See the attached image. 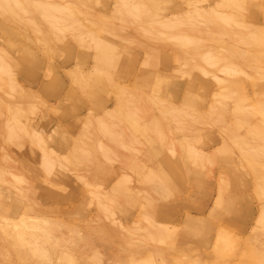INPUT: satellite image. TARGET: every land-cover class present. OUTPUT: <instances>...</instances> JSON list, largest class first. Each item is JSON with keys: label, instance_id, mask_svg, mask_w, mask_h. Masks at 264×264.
Masks as SVG:
<instances>
[{"label": "rangeland", "instance_id": "374dc122", "mask_svg": "<svg viewBox=\"0 0 264 264\" xmlns=\"http://www.w3.org/2000/svg\"><path fill=\"white\" fill-rule=\"evenodd\" d=\"M34 1L21 18L0 8V264H264V0H141L153 18L138 20L115 14L133 0H51L71 6L62 30ZM188 14L194 43L158 25ZM94 37L116 56L111 81ZM122 92L138 119L106 118ZM163 106L187 109L188 129ZM233 137L263 155L250 162Z\"/></svg>", "mask_w": 264, "mask_h": 264}, {"label": "bare ground", "instance_id": "6f19581e", "mask_svg": "<svg viewBox=\"0 0 264 264\" xmlns=\"http://www.w3.org/2000/svg\"><path fill=\"white\" fill-rule=\"evenodd\" d=\"M127 1V0H126ZM26 0H0V8L2 10L3 13H7L8 15H10L11 17L13 18H21V14L22 13H26V12H30V9L27 8L26 5H24L23 3H25ZM34 7L39 11L41 12V15L43 16V18L48 22V25L52 28H55L57 27L58 29L60 28V30L66 28L67 26H69V22L71 20V18H68V16H71L73 15L71 13V6L69 4H65V5H59V4H56L54 2H52L51 0H35L34 1ZM160 7V6H159ZM158 7V8H159ZM152 8V5L151 4H147L146 2L144 1H138V0H133V1H130V5L129 7L127 8H117V11L115 12V14H119L121 12L124 11V15H127V14H130L132 15L133 17H135L137 20L140 19L141 17H144V19L146 18H153V16L149 15L148 11ZM144 15V16H143ZM203 18H205L206 20H210L212 17L217 19L215 22H224V23H228V22H231V19L228 18V17H223L219 14H210V13H201L200 14ZM219 17V18H217ZM70 19V20H69ZM192 19H195V14L191 15V14H188V15H184L182 17H179V18H175V19H169V20H165V21H162V22H159V26L160 28H163L165 30H168L170 31L169 32V35L173 38H177L179 40H181L182 42H190V43H194L196 42L195 40L198 38L196 35V33L198 32V28L195 27V25H192L190 26V32L193 34L191 36L190 35H186V32L185 31H182L180 30V27L185 23V22H190V20ZM71 23L73 24V26H75L76 24V21L75 22H72ZM65 26V27H64ZM259 30V29H258ZM194 32V33H193ZM264 32V31H263ZM160 33V31L158 32ZM255 35H259V33L261 34L262 33V30L261 31H255L253 32ZM191 36V37H190ZM99 37H104L103 35L102 36H99ZM248 38H251L253 39L254 35L251 34V35H248L247 36ZM94 42H95V47L98 49V53L96 54V59H97V65H96V68L95 70L97 72H103L105 73V77L102 78V80L105 81H111L112 79V74H109V72L111 71V69H113L116 65V56L114 54H112L111 50L105 46H103L99 41L98 39H96L95 37L93 38ZM243 42L246 43V41H249V42H252L248 39H241ZM113 41V39H112ZM114 43H115V40H114ZM118 46V45H116ZM212 58V56H211ZM1 64V63H0ZM120 64V63H119ZM119 67V66H118ZM200 70H202L203 68L202 67H199ZM148 70V73L150 74L149 72V69H143L142 72H140V74H142L143 72H145L147 74V71ZM144 73V74H145ZM197 73V72H196ZM139 74V75H140ZM149 74L147 75H143L142 77L143 78H148L146 76H148ZM137 76V80L139 79H143L142 77L140 76ZM149 79V78H148ZM145 80V79H144ZM140 81V80H139ZM142 81V82H141ZM140 82L136 81L138 84H141V88H144L148 85H144L145 82H143V80H141ZM135 82V84L137 85V83ZM144 83V84H143ZM147 83V82H146ZM152 83V82H151ZM149 84V82H148ZM144 85V87L142 86ZM135 86V85H134ZM139 87V85L137 86ZM150 87L151 84H150ZM122 88V87H121ZM119 87V89H121ZM147 88V87H146ZM150 89V88H149ZM151 90V89H150ZM149 91V90H148ZM160 91V90H159ZM162 93V92H160ZM160 97V96H159ZM166 99V98H165ZM155 103V102H154ZM185 105V104H184ZM128 108V109H126ZM122 111L124 110H127V115L124 114L125 116L129 117L128 115L130 116H133L135 118L138 119L137 115H139V113H144L146 108H144L142 105H140V102L139 100L132 94H126V93H123L122 92V95L119 96V99L117 100L116 102V105H115V109H113L111 112H108L106 113V118H109V119H112V120H115L117 115ZM232 110V109H231ZM161 111L163 113V115L167 116V118L169 119L170 117H174L176 119H178V128L181 129V130H187L188 129V124L186 123L185 121V117L187 115H189V112L187 109L185 108H178V107H174V106H163L161 108ZM195 111V110H194ZM252 111V110H251ZM254 111V110H253ZM255 111L259 112L263 118H264V106L262 104H259L256 106L255 108ZM243 112V116H246L247 115V112L244 111L243 107L240 106L239 104L236 105V108H235V113H238V114H242ZM133 113V115H132ZM213 115H215L216 117H219V114L217 112V110H214L213 111ZM134 117H132L134 119ZM129 117V121H132ZM13 119V118H12ZM11 121H14L12 120ZM167 119V120H168ZM106 120V119H105ZM105 120H101L98 122V126H99V129H101L105 134H107V136H109L112 140H115L118 144H124L122 139L119 137V134L117 132H115V129L113 128V126L115 125L113 122H111L110 124L108 122H106ZM9 121L7 123V125L11 122ZM13 123V122H12ZM162 122H160V120H158L157 118H153L151 120V122L149 123V126L150 128H153V130L156 131V133L160 134L162 133L161 131V124ZM16 125V123H15ZM134 127L137 126V121L136 123L133 124ZM131 125V126H133ZM13 126V125H12ZM12 126H7L6 129L8 128H13ZM138 127V126H137ZM173 127V126H171ZM16 128L17 130L19 129L16 125ZM131 128V127H130ZM145 128H148L145 127V125L142 126V130L145 129ZM137 129V128H136ZM14 130V129H12ZM256 131V127H252L250 128L249 130V133L250 134H254ZM11 129H10V134H11ZM19 132V130H18ZM8 133H9V130H8ZM15 133V131H13V134ZM147 134V132H145ZM8 137L10 136L9 134H7ZM16 135V134H14ZM147 136V135H145ZM14 136H12L13 138ZM264 137V136H263ZM15 138V137H14ZM16 138L18 139V137L16 136ZM148 137H146L147 139ZM145 139V140H146ZM233 143L239 147V149L243 151V155L250 161V162H256L258 160V158L263 155V149L260 145H253L250 143V141L248 140V138H237V137H233ZM260 139H264V138H260ZM148 140V139H147ZM148 142V141H146ZM183 143V148L186 146V143L187 141H181ZM161 145V144H160ZM179 145V144H178ZM189 147H191V150H192V153H194L193 151V146L191 145H188ZM40 149V148H38ZM173 150V149H172ZM188 150V149H187ZM195 150V148H194ZM168 151H170V149H168ZM197 150H195L196 152ZM39 152L41 153V151L39 150ZM173 153L174 155V152H171ZM186 153H188L186 151ZM197 154V153H196ZM194 155V159H196L197 155ZM188 154H186V157H187ZM176 157V156H175ZM191 157V156H189ZM187 157V159L189 158ZM180 158V157H178ZM177 158H175L176 160ZM191 159V158H190ZM199 159V158H197ZM189 160V159H188ZM47 161L49 162H46L48 164H46V167L48 166H51V161L48 159ZM195 162V161H194ZM50 163V164H49ZM181 163V162H180ZM196 163V162H195ZM255 164V163H254ZM53 165V164H52ZM258 165L254 166V167H257ZM54 167V166H53ZM259 167V166H258ZM48 168H51V167H48ZM54 169V168H53ZM263 169V168H262ZM262 171V170H261ZM53 172V171H52ZM254 172V171H253ZM263 174H264V171H262ZM262 177V176H261ZM146 179V178H145ZM262 180V179H260ZM264 180V179H263ZM263 182V181H261ZM260 182V183H261ZM263 184V183H262ZM264 188V187H263ZM260 194H264V189H262L260 191ZM264 196V195H262ZM105 205V204H104ZM105 207V206H104ZM108 208V207H106ZM120 210V207H116ZM117 209V210H118ZM105 210H109V209H105ZM124 213V211H123ZM122 213V214H123ZM264 213V211H263ZM150 218V217H149ZM152 222H154V219L151 218ZM263 246V245H262ZM260 255V258L261 260H264V250L262 252L259 253ZM41 258L44 257V256H40ZM39 257V258H40ZM38 258V259H39ZM260 258H258V262H260ZM27 259V258H26ZM45 259V258H44ZM44 259H41L44 260ZM255 260V259H254ZM256 260V261H257ZM25 262V261H24ZM26 263V262H25ZM35 263V262H34ZM196 263V262H195ZM94 264V263H92ZM231 264V263H229Z\"/></svg>", "mask_w": 264, "mask_h": 264}]
</instances>
